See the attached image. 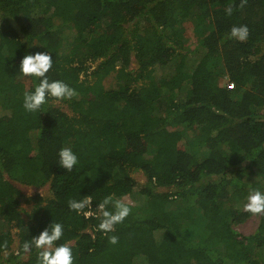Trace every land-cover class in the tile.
<instances>
[{
    "label": "trees",
    "instance_id": "trees-1",
    "mask_svg": "<svg viewBox=\"0 0 264 264\" xmlns=\"http://www.w3.org/2000/svg\"><path fill=\"white\" fill-rule=\"evenodd\" d=\"M187 22L204 48L193 68ZM240 25L244 40L230 35ZM43 50L49 79L76 94L30 112L23 92L38 81L17 73L19 61ZM88 59L98 61L89 73ZM196 137L199 150L180 146ZM68 145L71 171L58 165ZM14 181L49 183L52 196H25ZM263 183L264 0H0V264H39L40 250L23 246L51 221L74 264H264V213L252 234L234 228ZM85 196L92 216L69 208ZM106 196L110 211L119 200L130 212L104 233L95 206ZM174 199L186 206L173 210ZM230 240L242 248L234 256L215 249Z\"/></svg>",
    "mask_w": 264,
    "mask_h": 264
},
{
    "label": "clouds",
    "instance_id": "clouds-1",
    "mask_svg": "<svg viewBox=\"0 0 264 264\" xmlns=\"http://www.w3.org/2000/svg\"><path fill=\"white\" fill-rule=\"evenodd\" d=\"M231 13V8L227 9ZM230 35L238 40H244L248 35L246 25L233 26ZM53 64L52 53L48 50L25 52L19 61L18 74L21 76H31L37 79L31 90L23 92V107L26 111L35 112L41 109V106L48 102V98L69 99L73 97L75 89L68 83L60 79L50 80L47 73ZM78 164V155L71 145L61 146L58 150V165L71 171ZM90 196L83 199L70 200L69 208L76 212L83 211V214L92 216L95 213L92 210ZM112 202L110 196H106L102 201L96 204L95 208L99 211L102 219L98 224V229L104 233L114 229L116 224L124 221L130 212V206L122 201L113 202V210L108 209ZM245 211L251 213H264V190L254 188L249 191L246 202L243 204ZM64 235V227L60 222L51 221L38 234L34 235L30 242L24 244L27 251L30 247L39 249V264H74L73 249L68 242L56 244ZM110 243L115 244L117 237H109Z\"/></svg>",
    "mask_w": 264,
    "mask_h": 264
},
{
    "label": "rangeland",
    "instance_id": "rangeland-1",
    "mask_svg": "<svg viewBox=\"0 0 264 264\" xmlns=\"http://www.w3.org/2000/svg\"><path fill=\"white\" fill-rule=\"evenodd\" d=\"M193 18L194 17H191L190 19L192 21H194ZM190 25H191V23H189V22L186 23V26L188 29L187 31L189 33H187V36H185L184 41H185L186 48L188 50H191V51H189V66L191 68H193L196 64L193 60L195 58H198V56H200V53L204 52V48L201 45L199 29H197V26L192 27ZM84 51L86 53L88 52L87 50H84ZM97 63H98V61H91V59L86 60L85 65L88 66V73L91 72L96 67ZM137 66H138L137 62L135 60H133L131 67H137ZM83 74L84 73L82 72L81 76ZM228 83H229L228 78L226 76H222L221 77V84L227 85ZM54 102L56 104H59L61 101L55 100ZM60 105L68 113H70V114L73 113L72 110L69 107H67L66 104H60ZM180 146H182L186 150H194V151L195 150L197 151L202 147V145L200 143V138H197V137L195 139L193 138V139H189V140H182L180 142ZM132 176L139 182H143L146 179L145 174L141 170L134 171L132 173ZM14 182L22 190V192L24 193L25 196H31L34 194H40L45 198L52 196V192H51L49 183H47L43 186H35V185H28V184L22 183L20 181H14ZM161 190L164 191L166 189L163 188ZM249 191L247 192V194L249 193ZM247 194L244 198V202H246ZM172 205H173V210H176L178 207L183 208L184 206H186V203H185V201H182L181 199H174L172 201ZM21 206L24 210H30L31 209L30 202L23 201L21 203ZM259 220H260L259 214L253 213L251 216H249L243 222H240L238 224H234V228L240 234V236L238 238L241 239L243 237H246V236L252 234L257 229V226L259 224ZM5 228H9V225L4 220L0 219V229H5ZM11 231L13 232V234H15L17 229L11 228ZM16 245H17V241H15L14 247ZM214 247H215V249H217L219 251V253L224 254V255L230 254V256H234V254H237L239 251L242 250L240 244L237 243V241H235V240L223 241V242L218 243ZM244 253H246V251H244ZM253 255H255V254H253Z\"/></svg>",
    "mask_w": 264,
    "mask_h": 264
}]
</instances>
